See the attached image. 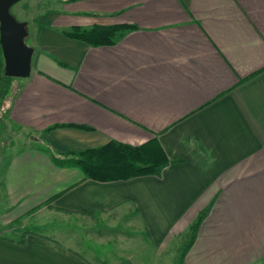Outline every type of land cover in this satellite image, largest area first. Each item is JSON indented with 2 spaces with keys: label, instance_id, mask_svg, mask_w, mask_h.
I'll list each match as a JSON object with an SVG mask.
<instances>
[{
  "label": "crops",
  "instance_id": "0c3cea01",
  "mask_svg": "<svg viewBox=\"0 0 264 264\" xmlns=\"http://www.w3.org/2000/svg\"><path fill=\"white\" fill-rule=\"evenodd\" d=\"M30 2L31 71L3 108L31 136L4 172L10 219L126 215L160 251L210 205L183 264L264 261V0ZM94 24L128 28L98 46L60 33ZM151 139L168 159L157 175L100 181L56 163ZM52 221L53 232L0 233V264H138L123 251L92 259Z\"/></svg>",
  "mask_w": 264,
  "mask_h": 264
},
{
  "label": "rangeland",
  "instance_id": "374dc122",
  "mask_svg": "<svg viewBox=\"0 0 264 264\" xmlns=\"http://www.w3.org/2000/svg\"><path fill=\"white\" fill-rule=\"evenodd\" d=\"M56 5H58V8H61L62 0H50V8H54ZM42 7H44L43 4L39 8L42 9ZM10 11L17 20L27 21L28 34L24 41L27 45L31 46L35 33L32 23L37 22L35 19L33 21L30 19V14L36 11V5H31L30 0H20L10 8ZM12 78L6 96L0 98V233L8 230V236L18 237L23 229H34L39 232H49L50 229V232H53L52 228L54 225L52 224V220L56 223H59V220H63L64 224L60 222L64 226L63 230L76 235L70 238L69 243L87 251V253H91L92 259L96 258L94 257L95 255L99 256L97 260H100L101 256H104L106 253L111 252L116 254L118 251H123V254L128 253L132 255L138 264H180V252L187 242L188 232L187 234L176 236L166 249L157 251L154 247L148 245L147 241H144L146 238L139 229L128 226L130 217L126 215L110 213L84 218L74 215L67 216L65 214H60V216L53 211L49 215L44 210L43 217L40 218L42 220L39 219L38 225L35 224V227L30 226L29 221L25 222L23 217L20 219H10L12 212L8 208L9 201L6 199L4 193V172L12 154L22 148L24 144H29L28 138L31 137L30 135L23 134L21 130L7 121L4 116V101L11 95L14 88V77ZM48 216H50V226L45 224V218ZM99 218L102 220L101 222L98 221ZM41 222H43V225L40 224ZM18 227L21 230L12 233L13 229ZM257 264H264V261Z\"/></svg>",
  "mask_w": 264,
  "mask_h": 264
},
{
  "label": "trees",
  "instance_id": "16d2710c",
  "mask_svg": "<svg viewBox=\"0 0 264 264\" xmlns=\"http://www.w3.org/2000/svg\"><path fill=\"white\" fill-rule=\"evenodd\" d=\"M127 28L128 26L125 25L94 24L87 28L74 25L61 30L60 33L68 38L81 40L88 45L98 46L114 43L117 36ZM57 62L62 66L67 65L61 60ZM12 79L4 74V59L0 45V98L6 96ZM55 127H50L46 131ZM62 158L56 159V163L76 166L86 177L100 181L157 175L168 162L166 154L158 142L153 139L139 145L109 141L103 145L79 151H66ZM209 210L210 205L202 209L190 225L187 242L180 252V264H183L187 252L194 243L198 228Z\"/></svg>",
  "mask_w": 264,
  "mask_h": 264
},
{
  "label": "water",
  "instance_id": "95a60500",
  "mask_svg": "<svg viewBox=\"0 0 264 264\" xmlns=\"http://www.w3.org/2000/svg\"><path fill=\"white\" fill-rule=\"evenodd\" d=\"M20 0H0V45L4 74L24 78L30 74L33 47L25 43L27 21H19L10 8Z\"/></svg>",
  "mask_w": 264,
  "mask_h": 264
}]
</instances>
